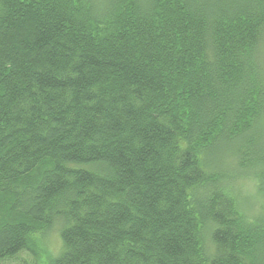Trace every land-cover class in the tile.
I'll return each mask as SVG.
<instances>
[{
  "label": "trees",
  "instance_id": "16d2710c",
  "mask_svg": "<svg viewBox=\"0 0 264 264\" xmlns=\"http://www.w3.org/2000/svg\"><path fill=\"white\" fill-rule=\"evenodd\" d=\"M249 177L264 0H0V262L264 264Z\"/></svg>",
  "mask_w": 264,
  "mask_h": 264
},
{
  "label": "rangeland",
  "instance_id": "374dc122",
  "mask_svg": "<svg viewBox=\"0 0 264 264\" xmlns=\"http://www.w3.org/2000/svg\"><path fill=\"white\" fill-rule=\"evenodd\" d=\"M242 181V180H240ZM242 188V194L246 198V206L258 212L264 206V199L259 197L254 189L253 178H246L244 182L239 183ZM36 254L23 251L19 253L14 259L1 261L0 264H53L62 249V239L58 228H54L50 233L45 234L43 243L36 244Z\"/></svg>",
  "mask_w": 264,
  "mask_h": 264
}]
</instances>
